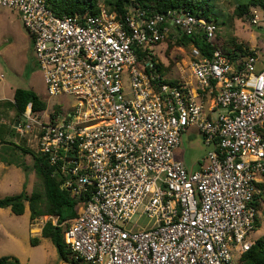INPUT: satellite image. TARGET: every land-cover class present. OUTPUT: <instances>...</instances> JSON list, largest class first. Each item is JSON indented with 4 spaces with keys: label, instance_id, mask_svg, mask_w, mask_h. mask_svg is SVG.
Segmentation results:
<instances>
[{
    "label": "built area",
    "instance_id": "2783aa9c",
    "mask_svg": "<svg viewBox=\"0 0 264 264\" xmlns=\"http://www.w3.org/2000/svg\"><path fill=\"white\" fill-rule=\"evenodd\" d=\"M0 7L19 13L48 96L74 98L61 114L28 104L14 130L33 139L50 176L79 201L62 231L75 261L234 264L233 254L251 248V203L264 179V69L256 70L264 48L228 54L215 47L213 21L177 9L147 15L129 4L119 20L104 5L71 16L46 0ZM248 18L264 31L263 9ZM185 36L212 49L205 56L191 42L192 81L169 84L148 48ZM190 127L212 147L193 173L174 158ZM139 209L149 226L131 224Z\"/></svg>",
    "mask_w": 264,
    "mask_h": 264
},
{
    "label": "rangeland",
    "instance_id": "374dc122",
    "mask_svg": "<svg viewBox=\"0 0 264 264\" xmlns=\"http://www.w3.org/2000/svg\"><path fill=\"white\" fill-rule=\"evenodd\" d=\"M105 0H97L104 5ZM217 12L213 22L217 25V43L226 44L234 39L247 46L264 47V31L253 28L249 18H238L234 9L238 0H212ZM213 18V17H212ZM174 34V32H173ZM261 43V44H260ZM182 50V51H181ZM179 49L173 39L152 45L148 51L160 61L163 74L169 81L189 80L185 62L190 53L189 47ZM162 63V64H161ZM264 64V54H259L257 68ZM35 93L44 102V111L65 113L71 110L74 98L68 95L49 97L43 82L42 73L35 58L29 36L20 22L19 13L15 10L0 7V199L19 194L25 189L28 195L34 190H42V180L34 169V158L40 156L37 145L28 135L21 137L14 133L16 122L24 123V117L9 103L13 102L16 90ZM221 111L215 113L218 114ZM179 149L183 153L182 162L187 171L195 170L206 156L208 148L202 144L201 137L195 128L182 133ZM23 149L28 152H23ZM260 227L251 233L256 240L264 235V202L260 201ZM141 217V209L133 216L131 224L141 227L148 219ZM40 219V218H39ZM55 219L46 216L41 221L29 220V210L25 204L23 215L11 213L9 208H0V257L12 256L21 264H67L59 260L56 250L48 239L40 237L41 228L48 221ZM131 228V225H129ZM138 228V227H136ZM31 238H38V244L32 246ZM236 263L237 255L233 254ZM238 264V263H237Z\"/></svg>",
    "mask_w": 264,
    "mask_h": 264
},
{
    "label": "trees",
    "instance_id": "16d2710c",
    "mask_svg": "<svg viewBox=\"0 0 264 264\" xmlns=\"http://www.w3.org/2000/svg\"><path fill=\"white\" fill-rule=\"evenodd\" d=\"M50 9L57 16H71L76 13L97 14L99 12L97 0H46ZM129 4H133L137 8L144 10L147 15L152 13H164L170 9L183 10L191 12L197 17H204L208 21L217 18L216 7L212 0H105L104 7L111 13L114 12L119 20L126 13V8ZM258 7L264 10V0H238L234 9V15L238 18L244 16L249 17L250 10ZM213 17V18H212ZM168 41L171 37L167 38ZM166 40V41H167ZM193 43L205 56L210 55L212 47L205 43L200 36L182 37L176 40L178 46H188ZM215 47L221 48L224 52H230V49H237L240 56L246 55L242 45H238L234 39L229 40L226 44L215 43ZM142 53H138V58H143ZM159 73L163 71L162 67H158ZM171 84H177L178 81H169ZM22 115L28 104H31L33 111H41L45 108V104L40 98L31 91L16 90L14 93L13 102L9 103ZM264 140V133H262ZM2 141L0 140V144ZM23 152L28 150L23 149ZM34 169L42 180V190H34L31 195H28L23 188V191L13 196H7L0 199V208H9L11 213L20 216L23 215L25 204L29 210V219L40 218L41 216H49L56 218V225L48 220L41 229L40 237L48 239L54 246L57 256L60 261L67 264H83L75 261L64 243L62 228L60 225L70 219L78 216V211L75 209L79 204L73 196L68 192L61 190L59 183L55 178L50 176V170L43 156L34 158ZM259 193L254 195L251 205L258 212L255 221L254 229L260 227L259 211L261 210L260 201L264 202V183L257 185ZM264 215V208L262 209ZM38 238H31L30 244L36 246ZM0 264H21L20 261L12 256L0 257ZM238 264H264V235L254 241L251 248L244 252Z\"/></svg>",
    "mask_w": 264,
    "mask_h": 264
},
{
    "label": "crops",
    "instance_id": "0c3cea01",
    "mask_svg": "<svg viewBox=\"0 0 264 264\" xmlns=\"http://www.w3.org/2000/svg\"><path fill=\"white\" fill-rule=\"evenodd\" d=\"M21 22V21H20ZM29 40H30V44H31V39H30V37H29ZM236 41V43L238 44V45H242L243 46V48L244 47H247V48H255V47H253V46H247V45H245L244 43H242V42H240V41H238L237 39L235 40ZM217 42V41H216ZM261 44V43H260ZM190 45V48H191V44H189ZM189 45L188 46H186V47H189ZM32 46V45H31ZM192 46H194V45H192ZM262 48H264L263 47V45L261 44L259 47H258V49L261 51L262 50ZM258 51V50H257ZM261 53H263L264 54V52H260L259 54H261ZM204 55V54H203ZM189 56H188V60H187V62H185L184 64H185V66H186V69H187V71H188V68H187V66H188V63H189ZM156 59V58H155ZM157 60V59H156ZM258 60H259V55H258ZM258 60H257V62H258ZM157 62H158V67H161V65H160V61L159 60H157ZM162 64V63H161ZM264 69V64H263V66L261 67V68H257L256 67V70L257 71H260V70H263ZM189 72V71H188ZM164 77H165V75L163 74V71H161L160 72ZM166 78V77H165ZM166 81L169 83V84H171L170 82H169V80H167V78H166ZM192 81V79L190 78V75H189V80H186L185 82H191ZM179 83H183V81H178ZM179 83H177V84H179ZM27 108V107H26ZM44 110V109H43ZM42 111V110H41ZM16 123H18V122H16ZM15 126H16V124H15ZM190 128H195V127H190ZM196 129V128H195ZM197 130V129H196ZM197 132H198V130H197ZM14 133H15V130H14ZM199 133V132H198ZM182 135V134H181ZM199 135H200V133H199ZM200 137H201V135H200ZM180 138H181V136H180ZM201 141H202V138H201ZM181 142V141H180ZM180 142H179V145H180ZM202 144H203V142H202ZM179 145H178V147L176 148V150L174 151V158L176 159V160H178V161H180V162H182V159H183V153L181 152V150L179 149ZM204 145V144H203ZM205 146V145H204ZM207 147V146H206ZM208 148V151L212 148V147H207ZM207 151V152H208ZM207 154V153H206ZM206 157V156H205ZM205 157L200 161V164H199V166H197V167H195V170L194 171H191V172H189V171H187L188 173H193V172H196V171H198L199 170V168H200V166H201V162L205 159ZM183 163V162H182ZM183 165H184V163H183ZM185 167V166H184ZM260 183H264V179H263V181L262 182H260ZM260 183H257L256 184V188H257V190H258V192H257V194L260 192L259 191V189H258V184H260ZM76 209V208H75ZM77 210V209H76ZM258 213V212H257ZM41 217H46V216H41ZM40 217V218H41ZM37 219H39V218H37ZM55 219V222L57 221V219L56 218H54ZM30 220V219H29ZM68 221V220H67ZM66 222V221H65ZM64 223V222H63ZM63 223H62V225L60 226L61 228H62V231H63ZM56 225V224H55ZM43 227V226H42ZM42 227L41 228H36L35 230H37V231H40L39 233H41V229H42ZM255 229L253 228V231H254ZM258 239V238H257ZM64 240V239H63ZM251 241L254 243V241H255V239L253 240L252 238H251ZM236 255H237V261H236V263L234 262V264H237L238 263V261H239V259H240V257H241V255L243 254H241V255H239L238 253H235ZM79 262V261H78ZM79 263H83V264H87V263H84V262H79Z\"/></svg>",
    "mask_w": 264,
    "mask_h": 264
},
{
    "label": "water",
    "instance_id": "95a60500",
    "mask_svg": "<svg viewBox=\"0 0 264 264\" xmlns=\"http://www.w3.org/2000/svg\"><path fill=\"white\" fill-rule=\"evenodd\" d=\"M18 123H16V125H17Z\"/></svg>",
    "mask_w": 264,
    "mask_h": 264
}]
</instances>
